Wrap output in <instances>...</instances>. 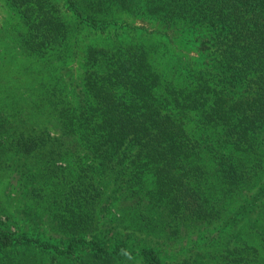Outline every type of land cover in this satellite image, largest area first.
I'll return each mask as SVG.
<instances>
[{
    "label": "trees",
    "instance_id": "1",
    "mask_svg": "<svg viewBox=\"0 0 264 264\" xmlns=\"http://www.w3.org/2000/svg\"><path fill=\"white\" fill-rule=\"evenodd\" d=\"M3 1L38 67L0 92V264H264V0Z\"/></svg>",
    "mask_w": 264,
    "mask_h": 264
},
{
    "label": "rangeland",
    "instance_id": "2",
    "mask_svg": "<svg viewBox=\"0 0 264 264\" xmlns=\"http://www.w3.org/2000/svg\"><path fill=\"white\" fill-rule=\"evenodd\" d=\"M128 25L121 26L119 24L117 27L121 28L120 30V38L127 37L126 34L134 33L138 37L142 36L141 34L146 35L149 39H145L146 44H154L156 50L154 53L150 52V59L153 62L152 64L156 69L163 71L165 69L167 62L169 61V56L171 53H168V50H165V45L169 46L165 37L160 38L162 41V46H158L159 40L152 35V31L158 28V25L155 26L151 20H139L134 18H129L127 21ZM115 26H113L110 30L114 31ZM23 31L22 23L19 17L13 12V10L5 3V1L0 0V92L2 91V87L4 89L9 90L12 88L18 92V94L24 93V83L27 79L28 74H31L38 65L35 63L27 69H23V67L27 64L24 57L18 54L17 52V42L19 40V34ZM96 31L91 32L89 29L84 28L82 30V34L79 38L78 48L80 49L83 45H87L88 42L99 40L100 35H97ZM132 35V34H130ZM180 39V38H179ZM175 41L179 46L184 47L186 52H190L191 57L195 56L197 52L200 51L199 44L193 43L190 44L185 43V40L188 38H183L181 40ZM139 40V39H138ZM141 41V40H139ZM136 42V41H135ZM143 42V41H142ZM158 47H157V46ZM171 47V45L169 46ZM163 48V49H162ZM164 51V53H162ZM77 58L75 61L66 62V70L71 74L73 78H78L79 76V66H80V56L81 52L78 50ZM72 61V62H71ZM60 64V65H59ZM59 67H63V63H58ZM28 73L25 75V73ZM49 71L43 69V77L46 78L49 76ZM3 95V94H0ZM5 185H0V198H2L3 189ZM2 200V199H1ZM8 213H10L9 209H5ZM4 217V216H3ZM3 221V219L1 220ZM185 256V255H184ZM182 256V257H184ZM180 259V257L178 258Z\"/></svg>",
    "mask_w": 264,
    "mask_h": 264
}]
</instances>
